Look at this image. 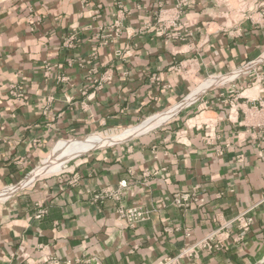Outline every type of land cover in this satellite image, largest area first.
<instances>
[{
    "label": "crops",
    "instance_id": "obj_1",
    "mask_svg": "<svg viewBox=\"0 0 264 264\" xmlns=\"http://www.w3.org/2000/svg\"><path fill=\"white\" fill-rule=\"evenodd\" d=\"M177 2L0 7V191L21 184L58 143L120 133L182 102L201 81L264 55V0H193L173 26ZM120 5L129 15L116 36ZM106 72L111 80L100 88ZM260 90L246 88L238 112L230 95L208 90L161 126L0 201V264H191L176 257L216 229L218 217L231 220L252 206L244 239L234 228L197 264L264 263V136L246 126L244 113L251 99L264 100ZM200 113L223 120L199 127ZM105 188L119 191V201L98 198ZM181 194L191 197L187 209L174 203ZM40 207L47 213L37 219ZM129 207L147 213L134 228L119 215Z\"/></svg>",
    "mask_w": 264,
    "mask_h": 264
},
{
    "label": "built area",
    "instance_id": "obj_2",
    "mask_svg": "<svg viewBox=\"0 0 264 264\" xmlns=\"http://www.w3.org/2000/svg\"><path fill=\"white\" fill-rule=\"evenodd\" d=\"M191 1L193 0H178L177 6L174 8L173 15H172L175 21L173 23L174 24L173 26H176V21L178 18H180L181 14L183 13V9L187 7ZM249 11L250 12L252 11L251 8H249ZM243 14L245 15L247 14V12L244 11ZM128 15H129V12L122 5H120L118 16L116 18V21L112 25V28L114 29L116 36H119L121 34L123 22L127 18ZM162 16H169V11L168 10L164 11ZM249 17L250 15L247 16V18ZM77 34L78 33L75 30L73 34L64 42V45L66 47H73V43L77 40V37H76ZM158 34L159 35L164 34V30H160ZM262 62L264 64V61H261V58H260L258 59V61L257 60L251 61L230 73L224 74V75L233 74L234 72L238 70L246 68L248 65L256 64L248 72L240 73L237 76V78L231 81L230 83L224 84L223 86H220V87L213 88V89H219L221 97H224L225 95L226 96L230 95L233 101L231 103V108L233 112L234 111L238 112L240 110L241 107L237 103V101H239L242 98L243 91L246 88H249L250 86L259 87L261 88L260 93H263L264 91V68L262 67L263 66ZM109 80H111V73L106 72L104 76L100 79V81L97 82L98 87L101 88L102 85H104ZM213 89H210V90H213ZM12 94L15 95V92H13ZM198 99L192 104L196 103ZM250 102L251 104L248 108V111L244 112L247 116H249V119H250L249 121H247L246 126L248 128L252 127V131L254 129L256 132L259 133L260 136H264V100L262 99V97L258 96V97L251 99ZM207 109L208 108H205L203 111ZM197 118H198L197 125L199 127L204 126L205 128L210 129V130L215 129V127H217L220 124V122H222L223 120L221 116L215 115V114L206 115V114L200 113V116ZM62 172L63 171L58 173V175L62 174ZM78 180H79L78 176H75L73 178L74 182H77ZM21 184L16 185L14 187H18ZM125 186H126V182H122L121 187H125ZM24 189L25 188H19L13 194L23 191ZM103 197H109V198H113L119 201L120 192L112 191L110 188H105L102 190L101 194L98 195V198H103ZM174 203L179 207L187 209L191 206L192 202H191L190 195L181 194L175 197ZM254 209H255L254 206L246 208L231 220L222 221L218 217L219 226L216 229H214L211 233L206 235L205 237L185 247L182 250V252L176 257V260L185 258V259H189L191 261V264H197V261L199 260V257H200V253L202 251L220 250L221 248H223L224 245L228 243V241H230L232 230L234 228L238 229L239 231L235 239L243 240L244 236L246 235V233L250 231L253 225L254 220H253L251 213ZM46 213H47V210L44 207H40L38 213L36 214V218L41 219L44 217ZM119 215L126 222V225L132 228L144 222L147 218V213L139 207L120 208ZM166 230L170 231L168 228ZM190 235H191L190 232L187 231L186 237H190Z\"/></svg>",
    "mask_w": 264,
    "mask_h": 264
},
{
    "label": "bare ground",
    "instance_id": "obj_3",
    "mask_svg": "<svg viewBox=\"0 0 264 264\" xmlns=\"http://www.w3.org/2000/svg\"><path fill=\"white\" fill-rule=\"evenodd\" d=\"M207 88H209V83L204 84L199 90H202L203 92ZM254 91L255 90H252L251 93H254ZM182 107L183 104H179L166 113L152 116L147 120L143 121L134 129L127 131L124 135L114 139L113 141L106 139L101 140L95 137H88L71 143H61V145L57 146V148L55 149L53 157L46 162L45 169L40 172V175L38 174V176H33L30 178L28 177V179H26L20 187L30 186L39 176H49L54 173H59L65 163L77 157L84 150L105 147L111 145L113 142L115 143L117 141H121L122 139H128L145 134L150 130L155 129L161 126L162 124L166 123L170 119V117L173 116L176 112H178ZM18 189L19 187H13L0 192V201L7 199Z\"/></svg>",
    "mask_w": 264,
    "mask_h": 264
},
{
    "label": "rangeland",
    "instance_id": "obj_4",
    "mask_svg": "<svg viewBox=\"0 0 264 264\" xmlns=\"http://www.w3.org/2000/svg\"><path fill=\"white\" fill-rule=\"evenodd\" d=\"M28 1H31V0H0V7H5L7 5H17L19 3H24V2H28ZM249 8H250V3H247L244 5V8L243 10L247 12V14H245L246 16H249L250 15V11H249ZM242 10V15L244 13V11ZM253 12V11H252ZM261 61H264V55L262 56L261 58ZM256 64H251V65H248L246 68L244 69H241V70H238L236 72H234L233 74H229V75H221V76H213V77H210V78H207L203 81H201L195 88L194 90L186 97L183 99L182 102L176 104V105H179V104H183V108H186L188 107L189 105H191L193 102H195L201 95H203L206 91L210 90V89H213V88H216V87H220V86H223L224 84H227V83H230L231 81H233L234 79L237 78V76L240 74V73H246L248 72L249 70H251V68H253ZM263 67H264V64H263ZM249 82V80H248ZM206 83H209V88H207L206 90H204L202 92V90L200 91L199 89ZM211 85V86H210ZM255 90V89H254ZM201 92V93H200ZM252 92V91H251ZM254 95L257 94V90L254 91V93H252ZM192 101V102H190ZM176 105L172 106L171 108L165 110L164 112H161L159 114H163V113H166L168 112L170 109H172L173 107H175ZM182 108V109H183ZM158 115V114H156ZM143 122V121H142ZM142 122H140L139 124H141ZM139 124L133 126V127H130L128 129H125L124 131L120 132V133H117V134H111V135H104L102 133H97V134H92V135H88V136H85V137H82V138H77V139H73V140H64L63 142L61 143H71V142H74V141H78V140H81V139H84V138H88V137H95V138H98V139H106V140H114L122 135H124L127 131L129 130H132L134 129L135 127H137ZM110 132V131H109ZM140 136V135H139ZM135 137H138V136H135ZM134 138V137H132ZM131 138H128V139H122L121 141H117V142H113L111 145H108V146H105V147H99V148H93V149H87V150H84L83 152H81L77 157L69 160V162L65 163L63 166H62V170H65L66 168L72 166L74 163L76 162H79L80 159H82L83 156L85 155H88L92 152H95V151H99L101 150L102 148L106 149V147H112L113 145H116V144H119V143H122L126 140H129ZM61 143H58L52 150L51 154L43 161L42 165H40L39 167H37L33 172H31L26 179H28V177H33V176H38V174L40 175V172H42L44 169H45V166H46V162L49 161L52 157H53V154H54V151L55 149L57 148V146L61 145ZM101 148V149H100ZM60 171V172H61ZM59 172V173H60ZM58 173H54V174H51L49 176H52V175H56ZM40 177H48V176H39L38 178ZM37 178V179H38ZM25 179V180H26ZM24 180V181H25ZM36 181V180H35ZM22 185V184H21ZM20 185V186H21ZM18 186L19 188H25L24 190L28 189L29 186H27L28 188L26 187H20ZM32 186V184L30 185V187ZM13 188V187H11ZM10 189V188H9ZM7 190V189H6ZM23 190V191H24ZM5 191V190H3ZM2 192V191H0ZM259 264H264V263H259Z\"/></svg>",
    "mask_w": 264,
    "mask_h": 264
}]
</instances>
